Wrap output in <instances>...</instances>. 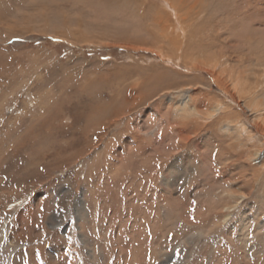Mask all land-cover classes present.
Wrapping results in <instances>:
<instances>
[{"label": "rangeland", "instance_id": "obj_1", "mask_svg": "<svg viewBox=\"0 0 264 264\" xmlns=\"http://www.w3.org/2000/svg\"><path fill=\"white\" fill-rule=\"evenodd\" d=\"M0 264H264V0H0Z\"/></svg>", "mask_w": 264, "mask_h": 264}, {"label": "bare ground", "instance_id": "obj_2", "mask_svg": "<svg viewBox=\"0 0 264 264\" xmlns=\"http://www.w3.org/2000/svg\"><path fill=\"white\" fill-rule=\"evenodd\" d=\"M188 101L190 102L191 99L189 98ZM188 101H187V102H188ZM188 105H189V103H188ZM186 107H187V103H185V104L182 106V108H184L185 111H187V110H186ZM189 112H191V113H195V112H197L195 106H194V107H190V108H189ZM219 112H220V108H219L218 106L212 108V112H210L209 115H208L209 120H210L211 118H214L216 115H218L217 113H219ZM221 113H222V112H221ZM223 128L226 129V126L223 127ZM227 128H230V127L227 126ZM259 154H260V152L258 151V152H256V153L253 155V157H254V156H258Z\"/></svg>", "mask_w": 264, "mask_h": 264}]
</instances>
